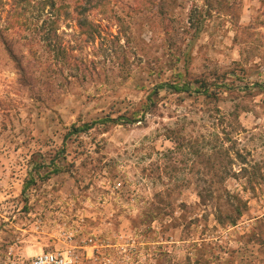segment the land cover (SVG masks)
Returning <instances> with one entry per match:
<instances>
[{
    "label": "rangeland",
    "instance_id": "rangeland-1",
    "mask_svg": "<svg viewBox=\"0 0 264 264\" xmlns=\"http://www.w3.org/2000/svg\"><path fill=\"white\" fill-rule=\"evenodd\" d=\"M55 1L67 57L0 0V264H264V0Z\"/></svg>",
    "mask_w": 264,
    "mask_h": 264
},
{
    "label": "trees",
    "instance_id": "trees-1",
    "mask_svg": "<svg viewBox=\"0 0 264 264\" xmlns=\"http://www.w3.org/2000/svg\"><path fill=\"white\" fill-rule=\"evenodd\" d=\"M1 4V3H0ZM104 9L107 8L111 4L110 1L104 0ZM35 5L39 6V10L37 13H40L39 17L34 18L35 23H33V28H31L32 34L35 36V38L38 39L39 42L43 44L45 48H47L49 51H52L54 55L59 56L63 55L67 57L68 55L64 51V47H62L61 42H59V36L57 35L58 26L61 21V16H68V9L70 8V5L67 4L65 1L60 2V5L57 4L55 0H14V3L11 5L9 11L7 12V18H6V26L4 30L9 31L10 29H13L17 26L19 23V19L23 12H25L26 9H30V7H33ZM102 6V5H100ZM99 4H96L95 0H75L74 1V9L80 16L78 20V27L82 31V34H85L89 39L95 38V35L91 33L89 24L90 22L84 17V14L87 11L98 9L100 7ZM2 8V7H1ZM48 9L49 11L45 12V9ZM54 10V11H53ZM82 16V17H81ZM0 16V20H1ZM39 20H42L40 23L41 25H38L36 22ZM86 32V33H84ZM0 38L4 44H6L7 40L5 38V34L0 31ZM93 38V39H94ZM6 50L8 51L9 55L13 56L12 49L10 47H6ZM199 88H204L205 91H201ZM197 88L196 92H204L203 94L206 96H210L208 94L207 88L205 86H200ZM160 89H168L172 92H191L192 87L189 83H183L182 85L179 84H170V83H164L160 86H158L154 92V94H158L160 92ZM147 103L145 107L142 109V111H137L133 113L131 117L126 116H120L117 119L112 118H106L104 119V122H122V124H133L136 122L141 121L138 119V113H142L145 117V112L150 111L151 107L155 104V101L152 99V95H150L147 99ZM143 116L141 118H143ZM97 122H93L91 124H85L80 128L74 127L72 129V133L80 132V131H87L93 128L94 124ZM245 171V167H243ZM236 200L235 204L230 205V207L233 208V212H235V215H231L230 217H226L228 220H223L221 218V215L223 213L220 212L221 215H216V220L218 223H224L229 224L231 226H236L238 221L244 216L246 211V201L241 199L240 197H234Z\"/></svg>",
    "mask_w": 264,
    "mask_h": 264
},
{
    "label": "built area",
    "instance_id": "built-area-1",
    "mask_svg": "<svg viewBox=\"0 0 264 264\" xmlns=\"http://www.w3.org/2000/svg\"><path fill=\"white\" fill-rule=\"evenodd\" d=\"M73 260L63 253H42L38 255L31 264H72Z\"/></svg>",
    "mask_w": 264,
    "mask_h": 264
}]
</instances>
